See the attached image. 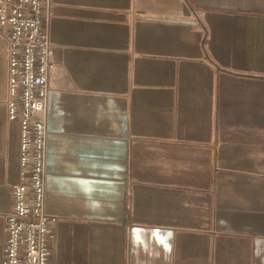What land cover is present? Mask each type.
Here are the masks:
<instances>
[{"label": "crops", "instance_id": "crops-1", "mask_svg": "<svg viewBox=\"0 0 264 264\" xmlns=\"http://www.w3.org/2000/svg\"><path fill=\"white\" fill-rule=\"evenodd\" d=\"M52 264H264V0H44ZM0 26V264L20 176Z\"/></svg>", "mask_w": 264, "mask_h": 264}, {"label": "built area", "instance_id": "built-area-1", "mask_svg": "<svg viewBox=\"0 0 264 264\" xmlns=\"http://www.w3.org/2000/svg\"><path fill=\"white\" fill-rule=\"evenodd\" d=\"M44 0H0V26L7 28L10 120L21 124L20 176L7 214L4 264H52L53 224L47 213L46 109L54 44Z\"/></svg>", "mask_w": 264, "mask_h": 264}]
</instances>
